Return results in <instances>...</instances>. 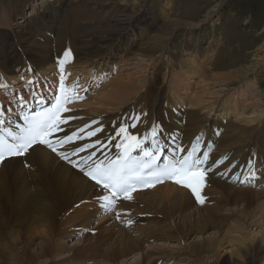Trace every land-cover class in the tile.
Returning <instances> with one entry per match:
<instances>
[{"label": "bare ground", "instance_id": "bare-ground-1", "mask_svg": "<svg viewBox=\"0 0 264 264\" xmlns=\"http://www.w3.org/2000/svg\"><path fill=\"white\" fill-rule=\"evenodd\" d=\"M71 1L73 0H54L51 6L57 12L65 13L70 9L67 7ZM84 1L88 2L92 8L87 6L88 9H85V15L91 18V22L80 28L73 25L71 32L68 33L69 38L73 36L72 46L75 49L73 51L74 56H76V63L73 61L72 65L70 64V68L73 70L71 75H77L81 71L89 73L91 70L97 74L104 71H109V74H112L113 70L119 66L124 67L115 76V80L106 91L107 95L103 99L99 97L94 105L90 103V99L87 102H82L83 104L76 101V104L68 107V112L62 113L67 123L60 126V131L55 134V137L60 134L75 133L71 148L95 145L94 148L83 151L85 154H91L92 161L117 157L121 149V146L117 147V145H121L119 142L122 136L117 135L119 128L133 123H136L137 126L135 128L128 127L127 134L136 135L143 140L141 148L146 150L155 151L151 134L154 126L157 131L155 143L163 148V152L166 151V148L171 149L173 153L177 148L187 151L191 139L196 138L197 140L199 137L200 146L197 155L206 150L211 153V158L205 165L209 169L205 184L208 180V183L211 182L212 185H219L228 196L238 195L236 199L244 202L243 207H241L243 210L239 211L238 209L241 210V208L237 209L236 207L230 208V210L234 212L233 217L237 216V219L243 217L240 213H244L246 217L244 222H237L235 218L236 224L233 226V223L227 224L217 220L214 212L218 208L217 215H219V206L221 205L219 201L216 200L219 204L214 201L212 206L198 208L196 205L197 207H195L190 196L192 193L188 188H178L170 183L131 193V197L144 196L142 202L145 207L140 208L137 206L138 204L131 205V203H126L127 200L124 199L125 203L116 205L117 210L114 212L118 211L123 217L125 215L128 218L134 210L147 213L150 208H153V212L156 211L167 219L165 225L162 224L158 227V232H163L165 227H169L167 230L170 232V228L175 227L176 223H171L172 220L170 222V219H172V213L177 212L176 215L181 219L182 225L185 226L184 229H189L191 225L193 226L199 221H206L208 224L217 226L218 232L226 240L227 237L235 238L231 244L230 240L223 241L221 238V241L217 236L215 238V235L208 238L204 236L203 243L198 242L199 238L197 237V243L186 244V241L184 243L186 246L184 245L181 251L179 250L182 247L176 250L167 244H162L161 251L156 253L159 254L156 261L161 260L160 264H224L227 261L228 264H264V259L263 262L259 260L260 248L262 244L264 245V194L261 195L260 191L247 187L234 190L233 187L236 186L233 184L212 177L219 174L236 178L237 174L241 176L249 170L250 175L251 172L259 170L260 165H264V108H262L259 116H243V118L240 116L233 119L232 115L236 102L231 103V98L236 94L243 102L249 100L248 106L252 108L253 112L261 107V102L257 99L256 101L252 100L255 97L253 91L242 94L238 89H233L226 93L225 98V94L219 98L218 92L213 91L210 92V95H217L215 96L216 103L220 100L217 107L220 109V113L214 114L215 117H209L203 113L199 106L208 104V101L203 100V96H198L197 92L193 94L192 99L185 96V91L190 89L193 84L196 83L197 85L198 81H205L204 83L210 85L213 80L210 73L208 75L207 73H198L199 70L202 71L205 68L202 66L200 57L196 60L186 58L184 66L189 71L185 76L187 78H185L186 84H183V79L179 74H174L172 78H169L167 74L164 76L163 85L154 88L152 73H148V76L145 73L146 68L154 67L156 64V60L153 61L155 58L153 59L149 55L153 50H159L160 53L166 52L167 45L155 39L158 33H153L147 42L143 41V44L142 40L135 41L134 29L139 22L145 20L148 11L144 10L138 14L137 10L129 9L117 17L115 16L112 20L108 19L105 13V15H100L103 13V9L97 0ZM135 1L139 5L143 3V0H134L133 2L135 3ZM94 4L96 5L92 6ZM30 7L32 10L28 14L27 8ZM2 11L5 13H0V27L7 30L11 25L15 29L13 28L9 33H1L7 35L3 40V45L10 49L9 51L5 49L6 52H1L0 55V84H4L0 87V95L5 101L3 104L0 103L1 113L5 111V106L10 108L15 105L16 90L26 87L25 83L14 87L10 81L18 79V81L32 82V87L36 84V80L32 81L31 77L45 79L54 77L56 73H50L55 67L53 59L64 47L61 38L52 37L57 31H60L59 27L55 25L60 17L50 13L46 16L45 11L41 13L42 10L32 0L24 3L14 16L9 15L11 12L7 8H3ZM68 13L72 15L71 23L79 18L76 15L77 11H73V9H70ZM6 18L9 21L7 27L5 26ZM176 24V21H168L165 26L172 28ZM36 25L40 29L38 30L43 39L42 43H37L33 39L31 31L27 30L30 26ZM42 27H44L45 32L42 31ZM22 54L26 55L27 60L31 62V70L24 71L23 67L26 60ZM123 71L126 73H120ZM196 79L198 80L196 81ZM173 83L174 85L171 86ZM254 84L256 83L246 80V88L255 86ZM4 88L5 90L2 91ZM206 89L207 93L208 88ZM243 95L244 98H242ZM221 99L223 100L221 101ZM136 116L140 117L139 122L134 120ZM92 131H96L95 136L88 135ZM137 150L140 149H136L134 152ZM57 152L59 153V151ZM220 156L223 157V161L220 160ZM155 190H161V193L149 196L152 194L151 191L155 192ZM147 192L151 193L145 194ZM206 193L209 194L210 192L206 190ZM101 195L108 196L103 191L93 188L91 182H87L80 172L62 161L57 153H53L42 146H34V150L30 149L29 153L19 158L4 160L0 163V264H25L27 262L46 264L44 258L40 259L41 256L45 257L46 255L50 256V264H58L61 260L66 263L71 261V256H74L76 251L80 252L84 248L86 249L87 245L79 247L75 244L67 249L65 248L67 247L66 244H59V241L62 240L64 234L67 235L73 224H75L74 231H76V225L82 218H90L92 214L98 211H100L99 213L108 211L102 207L104 201L100 199ZM121 199L123 196L119 197L117 201ZM233 201L235 200L232 199ZM142 202L138 201V203ZM226 204L229 203L224 202V205ZM216 205L219 206L215 207ZM248 207L251 209L248 210ZM141 211L139 212L141 213ZM69 213L71 214L70 220L65 222ZM137 215L133 216L131 220V223L139 226L136 230L137 233L141 235L144 232L145 235H152L153 229L140 226L138 221L143 222L144 220ZM239 215L240 218H238ZM253 226L260 228L258 235L250 234ZM167 230L166 232H168ZM55 232L60 238L54 239ZM35 233L36 236H34ZM215 234L217 233L215 232ZM37 235L43 237V241L34 242ZM186 235L188 234L186 233ZM132 236L125 235L122 237L123 242L121 246L119 245L120 247H108L105 252L107 260L115 257L118 252L128 250L131 253V243L133 242L129 244V240L132 239ZM134 237L137 240L136 236ZM153 237L162 239L160 235ZM166 237H169L167 233L163 240ZM120 240L117 238L115 242L118 243ZM191 241L193 240L191 239ZM32 245L36 249L32 248ZM134 247L136 246L134 245ZM67 250L72 253L62 254L59 255V258L54 259V252L55 255H58V253ZM188 250L192 255L188 254ZM140 258V260L126 264H141L142 257ZM233 259L239 263L234 262ZM204 260L206 263H203ZM78 262L80 260L77 257V260L71 261V264H78ZM86 262L89 264L97 263L95 261L91 263L90 260ZM153 264H156L155 261Z\"/></svg>", "mask_w": 264, "mask_h": 264}, {"label": "rangeland", "instance_id": "rangeland-1", "mask_svg": "<svg viewBox=\"0 0 264 264\" xmlns=\"http://www.w3.org/2000/svg\"><path fill=\"white\" fill-rule=\"evenodd\" d=\"M33 1L34 0H32V2ZM43 1L44 0H35L34 2L37 5V7L40 10H42L41 13H44L45 11V13H47L46 16L49 15V13L55 15L56 17L64 16V22L66 23V25L64 22L63 24L57 25L59 27L61 34H66L67 32L68 33L71 32V28L69 27V22L71 21L72 15L68 13L70 9H73V11L74 10L77 11L76 15L79 16V18L76 19V21L84 22L82 25L80 23H76L77 26L82 27L88 22H91L90 21L91 18L85 15L86 12L85 9L86 8L88 9L90 5L88 4V2L84 0L71 1L67 7L70 9H68L65 12L66 14L63 12H57L53 8V6H51L54 0H45L46 1L45 6L40 8V5L44 4ZM97 1L95 2H97L99 6L103 9L102 11L103 13H101L100 15L106 14L107 18L112 20L115 18V16L117 17L122 12H125V10L128 11L129 9H135L137 10L138 14H140L144 10L148 11V16L145 18V20L143 19L141 22H139V24L134 29V33L136 36L135 41L142 40V44H143V41L147 42L148 39L151 38L153 33H158L155 36V39L160 40L162 44L167 45V48H165L166 52L163 51L160 53L159 50L158 51L153 50L152 53L149 55L151 58L153 59L155 58L153 61L156 60V64L154 67L151 66L146 68L145 73L147 74V76L148 73H152V78L154 79L153 80L154 88H159V86L163 85L164 76H166L167 74L169 78H172L176 73L179 74V76H181V78L183 79V84H186L185 76L186 73H189V71H187L186 67L184 66L186 60L187 59L196 60L199 57L201 59L200 54H203V56L205 57V64L203 60L202 59L201 60L203 64L202 66H204L205 68H203L201 73H207V75L210 73L213 78L212 81L214 82L211 81V84L208 85L207 83H204L205 81L202 82L198 81L197 85L195 83L192 85V87H190V89L185 91V96L188 99H192L193 94L196 92L198 96L201 97L203 96L202 97L203 100L208 101V104L206 106H199V108L203 113H205L209 117H215L214 114L218 115L220 113L219 111L220 109L217 108L220 100H218L217 101L218 103H216L215 96L217 95L213 94L212 96L210 95L211 94L210 92L217 91L219 98L221 97V95L225 94L224 95L225 98L226 93L230 92L233 89H238V91L241 92L242 94L246 92L251 93V91H253V95L255 97L251 96L253 97L252 100L255 101L256 99L259 100L261 102V107L255 109L253 112L252 108L248 106L249 100L243 102L241 101V98H238L235 94L231 98V103L236 102L234 106V114L232 115V117L233 119H236L239 118L240 116H242L243 118V116L260 115L262 108H264V0H143V3H141L140 5L137 4L138 3L137 1H135L134 3L133 2L134 0H97ZM26 2H28V0H0V13L1 12L2 14L5 13L4 11H2V9L7 8L11 12L9 15L14 16L16 15L17 10H20L21 6ZM95 5L96 4L92 6ZM27 9H28L27 12L29 14V12L32 10V7ZM7 18L10 19L9 17ZM7 18L5 25L6 27L9 26L8 23L9 21ZM168 21H172V22L176 21L177 24L174 25L172 28H167L165 25ZM73 23L74 22H72L71 24ZM10 26L8 27L7 30H4L2 27H0V47H1L0 55L10 50L8 48H5L3 45V40H5L7 35L1 34L4 32L9 33L13 28L15 29L14 26L11 27ZM38 29H39L38 25H36V26H30V28H28L27 30L31 31V34L34 37L33 39L36 40L37 43H42L43 39L39 31L40 29L39 30ZM42 29H43L42 31L45 32L44 27H42ZM70 40L73 44L74 41L73 36L70 38ZM72 44H71L72 51H75ZM1 49L3 50L1 51ZM134 51H138V50H134ZM74 55L75 54L73 52L74 62L76 63V56ZM164 55L167 56L165 57ZM22 57L25 60H27L26 55L22 54ZM123 67L124 66H119L113 71L112 74H109L110 76L111 75L112 76L107 81H105L99 89H96L93 95L90 96V103L92 105L97 103L99 97L103 99L104 96L107 95L106 91L110 88V85L115 80V76L117 75L119 70ZM120 73H126V72L123 71ZM197 80L198 79H196V81ZM246 80L253 81V83H256L254 84L255 86H250V88L249 87L246 88ZM10 82L14 85L16 80L12 79ZM173 85L174 83L171 84V86ZM206 88H208L207 93H206L207 90ZM209 96L212 97L209 98ZM244 97L245 96L243 95L242 98ZM222 100L223 99H221V101ZM79 104H83V103H79ZM261 177H262L261 181L264 182V171L262 172ZM208 184H211V182H209ZM213 186H215L216 191L214 190L211 191L209 196L210 198H215V197L217 198L218 194H220V197L219 199H217V201L221 203L220 206L218 205L219 215H217L218 208L215 209L216 210V212H214L215 218L219 221H222L223 223H227V224L233 223L232 225L234 226V224H236L235 220L237 219V216L233 217L234 212L231 211L230 208H234V207H236L237 209L241 208L243 207L244 202L239 199H236L238 198V195L228 196L227 193L221 190L219 185L213 184L212 187ZM233 188H235L234 190H236V188H241V187H233ZM253 190L260 191L261 195L264 194L263 189L261 190L253 189ZM151 192L152 194H150L149 196L152 195L154 196L160 194L161 190H157V191L155 190V192L154 191ZM151 192H147L145 194H149ZM134 197H132L134 199H132L131 202L125 200L126 203H131V205L138 204L137 206L140 208H143V206L145 207V204L142 202L144 196L138 195ZM232 199L235 200L233 201L234 203L232 202ZM119 201H117L116 205L125 203L124 199H121ZM138 201H141L143 204L138 203ZM212 202L214 201L208 202L207 206L209 205L212 206L213 205ZM219 202H217V204H219ZM224 202L229 204L224 205ZM233 204L236 205L234 206ZM218 206L216 205L215 207ZM195 207L197 206L195 205ZM190 208L193 209V207ZM250 209L251 207H248V210ZM238 210L242 211L243 208H241V210L240 209ZM136 211L137 210H134L131 216H128V218L127 216L124 215V219L127 218V222L122 221L123 215H121V217L117 219L116 215L112 216L114 213H111V211L109 210L106 213L107 217L106 216L102 217L103 215L101 214L96 215L97 212H95L94 214H92L93 216L92 215L90 216V218L85 217L79 220V223H77L76 225L78 229L76 230L80 233L77 237L72 236L73 234L72 232H74V227H75V224H73L72 227L70 228V231H68L67 235L64 234V236H62L63 238L62 240L59 241V244H66L67 247L65 248L67 249H70V247L74 246L75 244H77L79 247L87 245L86 249L84 248V250H81L80 252L76 251L77 253L73 254L74 256H71L70 258L71 261H75L77 260L78 257V259L80 260L78 264H85L86 261L89 260L91 263H93V261L97 262L95 264H126V263H133L136 260H140L141 259L140 257H142L141 264H148V263L153 264L154 261L156 264H160L161 260L156 261L157 255H159L156 253H159L161 251L162 249L161 247H163L162 244L165 245L167 244L169 245V247L174 248L176 250H179L182 247L179 250L181 251L184 245L186 246V244L197 243L198 238H199L198 242H202L204 240V236L208 238L209 236L214 237L215 235V238L217 236V238L220 240L221 238L223 241L230 240L229 242H231V244L235 241V238L233 239L229 237H227L226 240V238L223 237L218 232L217 226L210 223L208 224V222L206 221H199V223L197 222L193 224V226L191 225L189 229H184L185 226L182 225L181 219L179 218L178 215H176L178 214L177 212H173L172 219H170V222L172 220L171 223H176L175 227H173V229H171L172 228L171 227L170 232L169 230H167L169 229V227H165L163 232H158V227H160L162 224L164 225L166 224L167 222L166 218H164L160 213L156 211L153 212V208H150L147 213L142 212L141 210H139L141 211V213L139 211L137 212ZM135 215H137V217L139 216L142 217L144 220L143 222H141V220L138 221L141 224L140 226L151 227L153 229L151 232L152 235L151 234L145 235L144 232H142L141 235L137 233L136 230L139 226H136L133 223H131V220ZM240 215L243 217H241ZM240 215L238 218L240 217L241 218L237 219V222H244L245 220L244 218H246L245 214L240 213ZM70 216L71 214L69 213L66 216L65 222H68L70 220ZM98 219H100L99 222ZM114 220L116 221L114 222ZM127 223L130 225V226L127 225L129 227L125 226ZM83 227H88V228L93 227L92 229L94 230L91 231L92 233L85 234V232H82V230H80ZM166 230L168 232H166ZM180 230H182L183 232ZM197 230L199 231L201 230V232ZM214 230L217 234H215ZM185 232L188 235H186ZM259 232H260V228L259 227L256 228V226H253L250 230L251 235L253 234L258 235ZM166 233L167 236L169 237H166V239L163 240ZM125 235L128 236L133 235L132 239L129 240V244L133 242L131 243L132 252L130 253V251L128 250L123 251L124 253L118 252V254H116L115 257H111L109 258V260H107L105 256V252L107 251L108 247L110 246L118 247L119 245L121 246L123 242L122 237H124ZM156 235H160L162 239L160 240V238L157 237L154 238L153 236ZM34 236H36V233L34 234ZM134 236H136L137 240H135ZM53 237L54 239L60 238L58 237L57 232H55V235H53ZM117 238L121 239L120 242H118L119 244L115 242ZM191 239L193 241H191ZM40 241H43V237L37 235V237L34 238V242L39 243ZM136 241L138 242L136 243ZM186 241L187 243L184 244ZM134 245L136 247H134ZM32 248H34L33 245ZM261 248H260L259 260L263 262L264 259L263 244L261 245ZM65 252L58 253V255H55L54 252L53 253V256H55L54 259L59 258L60 257L59 255L62 254L68 255L72 253L69 250ZM187 252L188 254H191L190 250H188ZM42 258L46 260L45 262L46 264L51 263L50 256L48 255H46L45 257L41 256L40 259ZM233 260L234 262L239 263L237 262V260L235 259ZM71 261L66 263V262H62L61 260L58 262V264H64V263L71 264ZM203 263H206V261L204 260ZM25 264H30V263L27 262ZM224 264H228V261L224 262Z\"/></svg>", "mask_w": 264, "mask_h": 264}, {"label": "snow or ice", "instance_id": "snow-or-ice-1", "mask_svg": "<svg viewBox=\"0 0 264 264\" xmlns=\"http://www.w3.org/2000/svg\"><path fill=\"white\" fill-rule=\"evenodd\" d=\"M70 56L71 51L66 50L63 58L59 61V69L62 73L59 89L61 94L55 97V104L46 111L38 113L29 119L27 121L28 127L23 130L22 135H14L11 131L4 133L3 129H0V163L9 157L24 156L29 153L30 149L34 150L35 145L40 144L50 149L51 152L60 155L69 165L77 168L85 180L92 183L93 188L99 187L103 191L111 192V196H100V199L104 201L102 207L105 210L111 211L115 208L117 202L112 197L122 195L123 199L130 200L132 198L131 192L136 190V184L154 187L156 183H162L164 180H171L180 186L188 188L196 200L203 204L204 198L201 192L205 186L206 175L209 170L205 167L209 159V153L202 152L197 155L198 148L193 147L187 155H179L185 149L177 148L173 157L161 168L158 161L161 159L163 148L158 143H155L157 135L155 126L151 130L155 151L141 148L143 140L136 135L127 134L128 127L135 128L137 126L136 123L121 126L117 135L125 134L123 156L106 166H103L101 162L96 164L95 167L80 168L71 157L57 152V148L53 145V138L60 131V126L67 123L62 113L68 112L69 109L64 107V105L71 102L72 97L75 95V90L66 89L64 84L66 79L65 75H63L64 66ZM139 119V116L134 117L137 122H139ZM0 124H3V122L0 121ZM88 135L95 136L96 131H92ZM7 137H10L11 141ZM71 139V137H68L66 141H58V143L63 145L66 142H70ZM197 141H199V137H197ZM120 146L117 145V147ZM94 147L95 145H85L79 148V152ZM136 149H140L143 152V159H137L131 155V152ZM89 159H91V154ZM149 178H151L152 182H149ZM116 218H120L119 213L116 214Z\"/></svg>", "mask_w": 264, "mask_h": 264}]
</instances>
